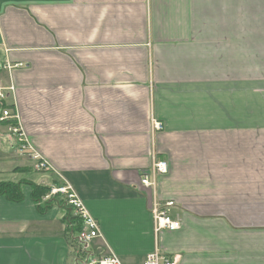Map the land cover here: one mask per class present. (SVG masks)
I'll return each mask as SVG.
<instances>
[{"label":"crops","instance_id":"1","mask_svg":"<svg viewBox=\"0 0 264 264\" xmlns=\"http://www.w3.org/2000/svg\"><path fill=\"white\" fill-rule=\"evenodd\" d=\"M0 84L50 164L0 183L71 185L100 224L96 253L142 264L158 247L178 264L193 218L209 225L201 262L264 264V0H0ZM10 124L0 176H25ZM160 161L156 196L182 228L155 234L141 180ZM22 189L0 196V264H69L64 210Z\"/></svg>","mask_w":264,"mask_h":264},{"label":"built area","instance_id":"2","mask_svg":"<svg viewBox=\"0 0 264 264\" xmlns=\"http://www.w3.org/2000/svg\"><path fill=\"white\" fill-rule=\"evenodd\" d=\"M15 88H5L0 84V102L7 100L8 92H14ZM13 121L9 126L11 140L22 154H26L33 161V168L36 171L45 172L50 169V164L36 152L28 135L23 127L15 105L12 108L3 110L0 122ZM163 130V124L156 119L151 120V132L154 136ZM168 172L166 162H155L150 172L145 174L141 180L144 187L153 191L151 212L153 216L154 232L160 234L163 231L175 232L182 228V222L171 217V209L175 205L173 201L162 203L156 196L157 175ZM60 194L64 197L66 204L73 209L74 216L78 217L83 224L81 232H71L69 235L72 243V256L76 264H124L121 258L115 253L98 254L92 247L93 241L101 236L99 222L91 215L82 199L69 184H61L51 187L50 195ZM142 264H177L167 253H162L158 247L146 256Z\"/></svg>","mask_w":264,"mask_h":264},{"label":"trees","instance_id":"3","mask_svg":"<svg viewBox=\"0 0 264 264\" xmlns=\"http://www.w3.org/2000/svg\"><path fill=\"white\" fill-rule=\"evenodd\" d=\"M6 108H8L6 103L0 102V116ZM22 185H29L31 187V199L37 204L40 210L46 211L56 206L64 210L62 221L69 235L71 232L77 233L83 230L82 221L74 216L72 207L66 204L64 197L60 194L50 195V186H39L30 182L23 184L0 183V196L6 197L9 201L21 202L25 198Z\"/></svg>","mask_w":264,"mask_h":264},{"label":"rangeland","instance_id":"4","mask_svg":"<svg viewBox=\"0 0 264 264\" xmlns=\"http://www.w3.org/2000/svg\"><path fill=\"white\" fill-rule=\"evenodd\" d=\"M16 148L17 146L13 145V148ZM31 171V170H30ZM35 171V170H34ZM46 172H41V171H31L28 172L24 175L21 174H15V173H5L4 176H0V179H6V180H19L23 177H32V178H38L39 176L45 175ZM171 217L175 220H179L176 216H175V212H171ZM190 220V219H189ZM181 221V220H179ZM192 222H187L186 226H185V230L188 234H186V240L183 241V238H177L174 240V242H171V248L175 247V249H179L180 246L182 245L183 247V251H178L176 253H174V256L178 258V264H202L203 262H201V258H198V253H200L199 248L197 246V226L198 231H200V227L201 228H205L206 230H209V225L205 224L203 225L202 223H198L197 225V219H191ZM189 224V225H188ZM199 235V232H198ZM183 237V235H181ZM200 237V235H199ZM208 240V236L206 235V238ZM182 240V241H181ZM181 241V242H179ZM199 242V240H198ZM208 244V243H207ZM185 246V247H184ZM160 251L162 253H166L164 251H162V249L160 248ZM172 257V256H171ZM173 258V257H172ZM174 259V258H173ZM175 260V259H174ZM203 261V260H202ZM201 262V263H200ZM177 263V262H176ZM69 264H76L74 262L73 256H70L69 258ZM203 264H207L206 262H204Z\"/></svg>","mask_w":264,"mask_h":264}]
</instances>
